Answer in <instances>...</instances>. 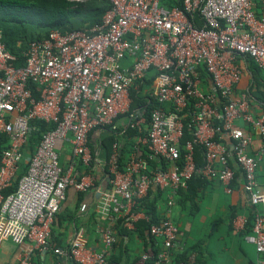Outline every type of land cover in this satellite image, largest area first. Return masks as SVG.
Returning <instances> with one entry per match:
<instances>
[{"label":"built area","instance_id":"1","mask_svg":"<svg viewBox=\"0 0 264 264\" xmlns=\"http://www.w3.org/2000/svg\"><path fill=\"white\" fill-rule=\"evenodd\" d=\"M109 2L101 24L52 31L46 39L31 42L22 66L15 65L16 57L0 42V140H7L0 153V243L10 239L28 244L17 264H30L33 251L48 250L76 264H106L116 242L110 229L102 231L99 250L77 241L60 249L50 241L66 190L87 192L93 187L91 175L79 177L62 168L58 149L69 141L73 157L88 167L93 160L89 134L113 129L117 119L129 113L130 90L153 72V98L173 110L152 111L139 141L149 158L167 167L151 168L145 159L131 156L120 170V154L113 146L107 162L110 187L100 192L99 213L110 223L121 220L124 228L134 230L137 201L153 187L176 194L198 176L219 181L228 192L236 175L232 158L250 203L260 206L245 240L259 255L255 264H264V191L257 182L258 159L248 154L251 138L237 125L245 123L264 145V114L255 115L248 94L236 92L246 58L264 70V0H182V8L167 7L162 0ZM191 100L193 140L185 143L179 163L182 118ZM137 114H130L128 125L141 131L145 118ZM36 122L50 128L40 132L33 153L25 158L27 168L16 189L5 194L17 179L31 134L39 130ZM224 140L231 143L232 152ZM194 145L203 148L202 167L195 164ZM85 209L80 206V211ZM178 232L171 221L151 225L148 233L161 240L162 249L156 255L147 249L142 260L155 256L154 263L170 264Z\"/></svg>","mask_w":264,"mask_h":264},{"label":"crops","instance_id":"2","mask_svg":"<svg viewBox=\"0 0 264 264\" xmlns=\"http://www.w3.org/2000/svg\"><path fill=\"white\" fill-rule=\"evenodd\" d=\"M242 66L243 76L236 87L237 93L247 92L252 84V74L247 62L242 63ZM251 108L257 116L264 114L262 108L254 103ZM126 124L125 118L120 117L113 129H96L89 134L93 187L87 192H78L72 187L66 190L65 199L51 226L50 241L53 247L60 249L77 241L85 248L99 250L102 247V231L107 228L114 234L116 243L107 252L106 264H156L142 260L147 250L135 231L129 230L131 232L126 235L121 233L116 222L110 223L97 208L100 192L108 188L106 169L113 146L126 159L131 156L145 157V145L139 141L143 137L126 134ZM237 125L251 138L248 154L258 159L257 182L259 189L264 191L263 142L242 121ZM111 135L114 136L112 143L108 140ZM227 143L232 152L231 143ZM58 153L62 168L71 169L78 176V160L72 155L71 143H61ZM230 162L236 175L228 192L219 181L203 178L192 181L190 191L187 188L176 194H171L169 190L160 192L155 187L151 188L148 198L155 203L157 221H171L179 231L170 264H255L258 261L255 246L247 242L245 237L252 234L254 216L260 206L250 203L243 177L232 158ZM83 173L82 168L80 174ZM81 205L86 206L84 211H80ZM135 212L139 213L136 221L144 219L143 212ZM155 241L157 248L161 250V240ZM27 246L28 244H16L10 239L1 241L0 264H17ZM30 264L76 263L48 250L33 251Z\"/></svg>","mask_w":264,"mask_h":264},{"label":"trees","instance_id":"3","mask_svg":"<svg viewBox=\"0 0 264 264\" xmlns=\"http://www.w3.org/2000/svg\"><path fill=\"white\" fill-rule=\"evenodd\" d=\"M162 3L167 7L182 8V0H162ZM110 8L111 4L109 0H0V42L5 45V48L13 56L16 57L17 62L15 65L22 66L25 62L23 55L27 51L31 42L46 39L52 31L66 33L71 31L88 30L95 25L101 24L104 14ZM195 23L200 27L203 26L197 15H195ZM245 61L247 62L249 71L252 74V84L246 93L248 94L251 104H256L264 111V70L258 68L250 58H246ZM201 73L204 77H207L204 71H201ZM153 74L154 73L151 72L142 81H139L136 84V88H132L130 90V98L132 102L129 113L122 116V118H125L128 123V120H130V114H134L136 116L137 113H140L145 118V124L142 125L141 131H138L137 128H132L131 125L126 124L124 128L126 130V134L129 136L144 137L146 135V128L149 124L152 111L163 109L165 112L169 113L173 110L171 105L160 104L153 98ZM194 110L193 100H191L187 108L184 110V116L182 118L184 132L183 138L180 142L181 157L178 161L179 163L182 162L183 155L185 153V143L193 140L194 126L192 123V116ZM136 117L138 118L139 115L137 114ZM36 124L39 130L31 134L23 153V160L21 162L20 171L17 174V179L13 182L12 187L5 194L13 192L16 189L17 180L25 173L27 168L25 158L27 155L33 153L40 138V132L50 128V126L42 122H36ZM214 125L217 127L220 126V123L215 121ZM218 136L220 135L217 134V137ZM109 137L110 138L108 140L112 143L114 136L111 135ZM6 141L7 140L5 138L0 140V153L5 148L7 144ZM224 141L226 143L228 142L226 140ZM89 147L91 150L90 145ZM122 155L123 154L120 155L118 160L120 170L124 169L125 162L129 159L122 157ZM203 156V148L199 145H194V161L197 167H202L204 165ZM142 159H145L151 168L167 167L166 162L162 161L160 163L149 158V152L147 151L146 146L145 157ZM92 166L93 163L91 162L88 167H83L81 162L78 161L77 175L79 177L83 174L93 175V171L91 170ZM82 168L84 169V173L80 174ZM106 173H109L108 169H106ZM197 179H200V177L194 176L188 182L187 188L189 189L192 181ZM109 187L110 186L108 184V188ZM183 190L185 189H179L177 192L181 193ZM150 191L151 189L149 192ZM158 191L160 190L158 189ZM188 191H190V189ZM148 194L146 197L138 200L137 206L134 208V211H141L148 216V220L143 219L136 221L134 223L135 230L133 231H135L138 238L143 241L145 250L151 249L154 255H156L160 249L157 248V243L155 239L149 235L148 230L151 225L159 224V221H157L155 214V203L149 200ZM116 224V226L121 229V233L126 235L128 234L127 232H131L122 226L121 220L116 221ZM155 259L156 257L154 256L148 259V261L154 263Z\"/></svg>","mask_w":264,"mask_h":264},{"label":"rangeland","instance_id":"4","mask_svg":"<svg viewBox=\"0 0 264 264\" xmlns=\"http://www.w3.org/2000/svg\"><path fill=\"white\" fill-rule=\"evenodd\" d=\"M70 1H78V0H70Z\"/></svg>","mask_w":264,"mask_h":264}]
</instances>
